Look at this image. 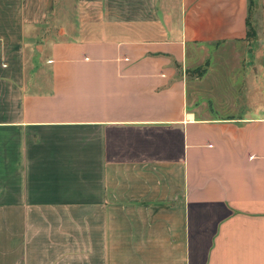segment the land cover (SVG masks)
<instances>
[{"label":"crops","instance_id":"0c3cea01","mask_svg":"<svg viewBox=\"0 0 264 264\" xmlns=\"http://www.w3.org/2000/svg\"><path fill=\"white\" fill-rule=\"evenodd\" d=\"M253 4L0 0V264H264Z\"/></svg>","mask_w":264,"mask_h":264},{"label":"trees","instance_id":"16d2710c","mask_svg":"<svg viewBox=\"0 0 264 264\" xmlns=\"http://www.w3.org/2000/svg\"><path fill=\"white\" fill-rule=\"evenodd\" d=\"M253 0H249V15L247 16V35H251L254 33L253 27L250 23V13L252 12Z\"/></svg>","mask_w":264,"mask_h":264},{"label":"rangeland","instance_id":"374dc122","mask_svg":"<svg viewBox=\"0 0 264 264\" xmlns=\"http://www.w3.org/2000/svg\"><path fill=\"white\" fill-rule=\"evenodd\" d=\"M198 71H199V73H201V70L198 69Z\"/></svg>","mask_w":264,"mask_h":264}]
</instances>
